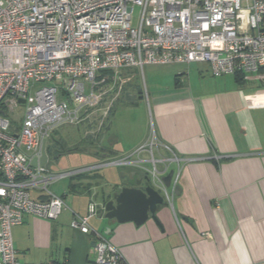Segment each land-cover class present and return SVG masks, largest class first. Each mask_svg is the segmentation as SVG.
<instances>
[{"label":"built area","instance_id":"obj_1","mask_svg":"<svg viewBox=\"0 0 264 264\" xmlns=\"http://www.w3.org/2000/svg\"><path fill=\"white\" fill-rule=\"evenodd\" d=\"M193 63L206 64L214 77L263 68L264 0H0V264H20L11 231L25 216L53 221L61 214L62 198L48 189L54 182L132 167L167 194L161 177L181 159L166 145L171 157L154 158L161 144L153 130L125 155L66 172L34 167L28 154L38 158L55 130L92 115L102 128L132 72L143 79L146 66ZM17 111L21 125L12 129L9 115ZM178 177L177 169L173 189ZM32 190L47 199H32ZM95 214L91 205L70 227L95 233L88 223ZM95 235L86 264H129L112 242Z\"/></svg>","mask_w":264,"mask_h":264},{"label":"crops","instance_id":"obj_2","mask_svg":"<svg viewBox=\"0 0 264 264\" xmlns=\"http://www.w3.org/2000/svg\"><path fill=\"white\" fill-rule=\"evenodd\" d=\"M144 69V94L141 76L132 72L102 128L86 122L75 128L85 132L94 162L129 153L146 142L151 130L161 144L155 159L171 157L162 145L181 159L178 166L169 165L168 171L178 169L179 177L174 189L170 185L166 195L162 192L158 223L149 219L135 226L105 219L104 203L119 182L109 170L94 174L107 167L98 168L48 187L64 202L56 220L25 216L12 228L20 264H86L95 233L112 242L129 264H264V67L242 80L214 77L199 63ZM117 105L130 107L131 117L125 121L122 113L113 115ZM117 134L124 136L118 145ZM46 146L45 167L54 173ZM28 157L30 162L34 158ZM141 158L148 160V155ZM30 195L47 199L40 190ZM91 205L96 214L88 223L95 233L83 235L70 223L87 216Z\"/></svg>","mask_w":264,"mask_h":264},{"label":"water","instance_id":"obj_3","mask_svg":"<svg viewBox=\"0 0 264 264\" xmlns=\"http://www.w3.org/2000/svg\"><path fill=\"white\" fill-rule=\"evenodd\" d=\"M21 103H24L21 100ZM4 115L3 111H0ZM32 166H46L44 145L40 157L31 160ZM174 171L169 170L161 177L165 189L170 188ZM119 183L113 189L102 209L104 218L119 224L131 222L135 226L145 224L149 219L157 222L156 211L164 204V196L152 178L138 169L126 167L119 174Z\"/></svg>","mask_w":264,"mask_h":264},{"label":"rangeland","instance_id":"obj_4","mask_svg":"<svg viewBox=\"0 0 264 264\" xmlns=\"http://www.w3.org/2000/svg\"><path fill=\"white\" fill-rule=\"evenodd\" d=\"M137 17H138V9L135 8L132 25L136 24ZM145 70L146 69H144L143 71L144 72L143 79L141 77H138L139 82H141L142 89H143L144 78L145 80L147 78V73L145 72ZM228 79L230 80V77ZM258 87L262 88L263 86L258 85ZM143 94H144V89H143ZM22 108H24V106ZM128 108L130 107L125 105H117L115 109L116 111L115 110L113 111V115L116 113H118L117 115H120V113H122V115L124 116L123 120L126 121L127 118L131 117V112L128 111ZM20 112L21 111L13 112L11 115H9L12 129L20 128L21 125ZM99 121L100 120L96 115H92L89 117V120L85 122L89 124L90 127L92 126L94 128L98 126ZM75 127L76 126L62 127V129L58 130L55 139L47 140L46 147L48 150V154L50 156L48 165L50 166L52 165L51 167H53V170H55L54 173L66 172L70 170L91 166L94 165L95 162L101 163L100 162L101 160L100 161L97 160L94 162V158L90 153V148L87 144V140L84 141L85 132L83 130L77 131ZM117 137L118 138H116V140L118 145V142L120 143L122 139H124V136L121 134L120 135L117 134ZM73 149H79V150L72 151ZM103 170H109L113 174L115 181L119 182L120 179L119 174L121 172L119 168L113 166L107 167L97 171L95 170L97 173L94 174L99 175V172Z\"/></svg>","mask_w":264,"mask_h":264},{"label":"trees","instance_id":"obj_5","mask_svg":"<svg viewBox=\"0 0 264 264\" xmlns=\"http://www.w3.org/2000/svg\"><path fill=\"white\" fill-rule=\"evenodd\" d=\"M234 76H236L238 78V80H242V78H243V75H241V74H236Z\"/></svg>","mask_w":264,"mask_h":264}]
</instances>
